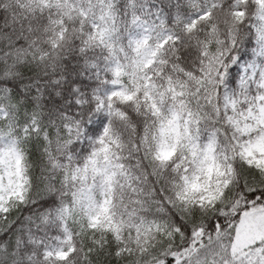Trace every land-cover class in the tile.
I'll list each match as a JSON object with an SVG mask.
<instances>
[{
    "label": "snow or ice",
    "instance_id": "6c2138e0",
    "mask_svg": "<svg viewBox=\"0 0 264 264\" xmlns=\"http://www.w3.org/2000/svg\"><path fill=\"white\" fill-rule=\"evenodd\" d=\"M0 264H264V0H0Z\"/></svg>",
    "mask_w": 264,
    "mask_h": 264
}]
</instances>
